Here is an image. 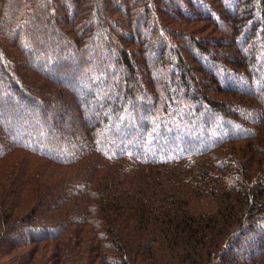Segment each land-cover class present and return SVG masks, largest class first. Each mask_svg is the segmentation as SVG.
<instances>
[{
    "label": "trees",
    "instance_id": "16d2710c",
    "mask_svg": "<svg viewBox=\"0 0 264 264\" xmlns=\"http://www.w3.org/2000/svg\"><path fill=\"white\" fill-rule=\"evenodd\" d=\"M94 1L0 0V114L39 104L25 130L46 134L26 146L0 131V160L22 149L68 174L46 188L54 203L25 195L24 166L1 188L0 264H264V0ZM53 5L69 7L67 32L40 35ZM56 93L53 117L74 108L78 132L45 117Z\"/></svg>",
    "mask_w": 264,
    "mask_h": 264
},
{
    "label": "rangeland",
    "instance_id": "374dc122",
    "mask_svg": "<svg viewBox=\"0 0 264 264\" xmlns=\"http://www.w3.org/2000/svg\"><path fill=\"white\" fill-rule=\"evenodd\" d=\"M165 1H167V0H165ZM169 1H168V3L172 7L171 9H173L177 4L174 3L173 0H169ZM118 2H119V4H125L126 5V0H118ZM119 4H118V6H121ZM93 6H95L96 9H99V8H102V7L103 8L104 7H109V10H112L114 8V5L112 6L110 4H106L105 0H102V1L96 0V1H94L93 2ZM52 7L54 8V10H56L55 12H56L57 15H55V13L53 14L51 12H49L48 14L45 15V19L47 21H50L51 24L48 26V28H45V26L42 24L43 29H41V28L40 29L38 28L39 30L37 29V31H39L38 34H40V35L41 34H43V35L46 34V36H48L50 33L59 32V30H62L63 32H67V29H68V26H67L68 23L67 22L70 21V19H71V17H70L71 15L69 13V7L66 6V12L64 11L62 13L59 12V10L57 9L56 6L53 5ZM63 14H65V17H63ZM98 15H99L98 18L102 21L103 26L107 27L108 23L105 22L106 21L105 18H107L106 12H104V13L98 12ZM114 16H115L114 18H121L118 15H114ZM110 17L111 16L109 14V18ZM114 20L116 21V19H114ZM34 25H35V23H34ZM184 25H183V27H184ZM187 25H189V24H186V26ZM110 27H111V25H110ZM48 29H51V30L48 31ZM57 35H58V33H57ZM99 36H100V34H98V37ZM201 36H205V35L203 34ZM61 40L64 41V39H62V37H61ZM19 41H23V40L19 39ZM53 41H55V38L53 39ZM31 46H32L31 43H27V44L24 45L25 49H27L28 47H31ZM93 46H96V45L94 44ZM13 50L15 52L17 51V49H14V48H13ZM36 51H37V49H36ZM37 52H38V54L44 56L43 51H37ZM33 54H34V56L35 55L37 56L36 52H34ZM155 56L156 55H155L154 52L153 53L150 52L148 54V58H150L152 60L154 59ZM16 58H14V59H16ZM17 59H20V58H17ZM22 59L23 58H21L20 60H22ZM24 62L26 63V65H28V67L29 66L31 67L32 65H30V64L33 61L25 59ZM7 66H8V63H7ZM140 72L142 73V70H140ZM150 72L152 74L151 75L152 80H157V79L166 80L167 77H169L168 74H167V77H166V74H164L161 71L159 72V74H157L156 71H152V70H150ZM165 73H167V72H165ZM196 77L198 78L199 76H196ZM0 78H1L3 84L7 83L5 81V78H4L3 75L0 74ZM53 79H55V78H53ZM54 81L55 82L52 83L53 88L59 87L57 85L58 83L56 82L57 80H54ZM190 82H191V84L193 86H196V87L197 86L198 87L199 86L200 87L204 86L203 84H200L201 80H199V78L198 79L190 78ZM60 86H62V84ZM141 92H142V95L139 96L140 102H144L147 105L153 104L154 100L151 97V96H153V94H152L153 92H150V96L148 95L149 92L145 93L143 90ZM8 93H10V90L5 92V94H8ZM15 94H16V92H15ZM40 95H43V93H41ZM114 96H115V94L111 95V97H114ZM36 97H39V99H37V100L40 101L41 97L39 95H37ZM14 102H16V101L14 100ZM40 104H41V107L43 109H45V117L48 118L49 120H53L55 122L56 126H58V125L68 126V125H70L72 123V124L75 125V130H77V132L79 131V128L81 127L80 125H82V124L76 119L77 116L73 112L74 108H71L69 111L63 112V114L61 115L62 116L61 119H59V118L55 119L53 117V113H54L55 109H57L58 107L61 108V106L67 105L66 100L64 98L60 97V95L58 93L54 94V96L50 98V101H49L48 105H43V103H40ZM77 104L78 103H76V106H79ZM36 105L30 106L29 104L25 103L24 101L23 102L21 101V102L18 103V107L13 110V114L8 112V111H5V112H3V114H0V131L1 132L4 131L6 133V135L10 138V140H19V139H21L22 141L26 142V143H24V145H26V146H28V143L35 144L36 142L38 144L42 145L44 140H45V139H43L45 137L44 135H46V134H42L41 135L42 138H38L37 139L36 136L33 133H30L29 131L25 130L27 125H32L34 127L35 126H39V121L35 117H34L35 118L34 120L32 118H30V116L33 115V110L36 111L37 107L39 106V104H36ZM25 106L28 107V108H25ZM29 107L31 108L30 111H29ZM126 107L127 106H124L125 110H126ZM38 111H40V110L38 109ZM38 114H40V113H35L36 116H39ZM125 115L126 116H128V115L130 116V112H127V114L125 113ZM9 119L15 126H18V128H19V126L21 127L19 131L18 130H14L15 126L14 127H8L7 126L5 120L9 121ZM3 124H4V127H2ZM34 127H31V129L34 128ZM32 136L35 137V139L37 141L31 139ZM20 146H22V145H20ZM13 154H14V156H12ZM9 156L10 157H8V158L15 157L14 158L15 164L12 165V166H7L4 160H0V190H1V188L4 185L5 186H9L11 184V182L13 181L12 177L15 176L18 173L19 169L22 166H24L25 169L29 170L28 173L32 172V174H30L31 178L29 179L30 182H29V185H28L30 193L28 191H26L25 195H27V197H29V195L34 193V191L39 190V191H37V196L38 197L41 196L42 199H46L48 202H50V203L53 202L54 203V198L50 194H48L49 191H47L46 188L51 190V189L57 187L59 185L60 181L62 179L64 180L67 177L68 174L66 175V173L58 174V173L51 172L52 169L49 167L51 163L49 161H47L45 159H42V158L41 159L37 158V157L33 156L30 153L23 152L22 149H15L14 151H12V154H10ZM69 170H70V168H69ZM44 171L46 173L51 172V175L49 176V177H51V181L50 182H49L48 178L46 176H44ZM8 200H9V198L6 200L7 206L10 207V204L8 203ZM0 207H2L1 203H0ZM31 208H32L31 203L26 201V199H23L22 204L19 206V210H23V211L30 210ZM56 212H57L56 218H58V216H59L61 211H60L59 208H57ZM24 235L25 234H23V235L19 234L18 238L22 239ZM5 241H7V240H5ZM13 241H14V239H13ZM2 242H4V240L0 241V246L1 247H2V245H1ZM49 245L50 246L46 247V249H49L50 254L48 256L52 259V254L51 253H54L55 251L53 249L52 244H49ZM30 246H32V245L30 244ZM85 247H86V245L83 244L82 245V249H84ZM4 248H5V246H3V249H2L3 251L5 250ZM38 248H39L38 250L40 251V253H42V251L44 252L43 243H41L38 246ZM27 250H30V248H26L25 249L26 252L22 253V255H24L25 257H28V255H29V251H27ZM43 257L44 256H37V257L33 258V260L30 261V264H45V258L43 259ZM3 259L6 260V257H4ZM14 260L15 259H11V261H14ZM171 260L174 263H177L176 258L173 257ZM60 262L61 261H57V260L53 261L54 264H61ZM95 264H99V262L97 261Z\"/></svg>",
    "mask_w": 264,
    "mask_h": 264
}]
</instances>
